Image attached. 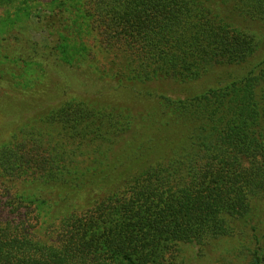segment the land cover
Returning a JSON list of instances; mask_svg holds the SVG:
<instances>
[{
    "label": "trees",
    "instance_id": "1",
    "mask_svg": "<svg viewBox=\"0 0 264 264\" xmlns=\"http://www.w3.org/2000/svg\"><path fill=\"white\" fill-rule=\"evenodd\" d=\"M42 6L0 38V264H176L233 236L264 200V0ZM118 89L158 101L148 128Z\"/></svg>",
    "mask_w": 264,
    "mask_h": 264
},
{
    "label": "rangeland",
    "instance_id": "2",
    "mask_svg": "<svg viewBox=\"0 0 264 264\" xmlns=\"http://www.w3.org/2000/svg\"><path fill=\"white\" fill-rule=\"evenodd\" d=\"M51 0H19L14 3L8 0H0V38L4 36L9 30L12 29L14 24H24L26 16L25 10L23 8L29 9L27 12V17L34 19L35 12L42 6V3ZM64 1V4H60ZM69 0H52V7H57L60 5L64 9H68ZM46 4V3H45ZM48 5V4H46ZM20 6V17L18 16V8ZM45 7L46 6H42ZM51 7V6H50ZM49 8V7H48ZM71 9V8H70ZM70 10H66L68 14ZM83 26L79 29L83 37L81 42L83 43V48L88 49L95 44L96 50L100 51L101 36L97 31H91L89 29L88 21L84 22L82 19L78 20ZM29 22V19L27 20ZM39 31V30H38ZM33 35L36 40H43L42 35H47L46 32H36L33 30ZM261 34L264 38V26L261 27ZM67 41L70 44V48L74 47L73 44H76L77 41L72 34L71 37H68ZM95 42V43H93ZM100 44V46H99ZM80 47V45L78 44ZM263 55L259 56V59H262ZM30 65L23 64L26 69H21L20 76V86L21 78H28L31 75L33 86L39 85L44 77L38 76L41 72L44 73V68L41 65H36L35 62H29ZM38 72V74H37ZM217 74L216 76H218ZM217 83V82H216ZM214 85V83H213ZM199 90V88H198ZM26 92V91H24ZM109 97L117 100H126L131 101V103L137 108L143 107L144 111L148 112L147 116L143 120L145 126L148 128L151 125L153 118L151 116L157 117V114L162 109L161 105L158 106V101L155 99H149L136 95L130 89H118L113 90L107 93ZM179 96V94L177 95ZM182 96V95H181ZM38 98L34 96V99ZM151 115V116H150ZM148 117V118H147ZM43 211H42V210ZM40 217L39 226L35 230H41L45 227L44 219H46L45 212L47 208H39ZM20 212V211H19ZM37 214V212H36ZM38 215V214H37ZM250 218V219H249ZM247 220L246 219H236L234 221V227L236 232L231 237H225L221 239H213L205 243L204 245L198 244H183L180 247V252L178 253V261L176 264H254V255L257 251L260 252V255L264 254V200L257 198L254 202L253 213ZM184 262H183V261Z\"/></svg>",
    "mask_w": 264,
    "mask_h": 264
}]
</instances>
